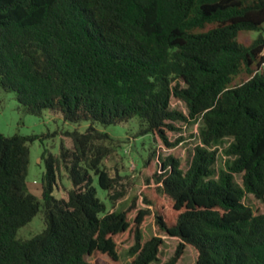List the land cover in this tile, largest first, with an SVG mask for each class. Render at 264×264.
Wrapping results in <instances>:
<instances>
[{
    "label": "trees",
    "instance_id": "obj_1",
    "mask_svg": "<svg viewBox=\"0 0 264 264\" xmlns=\"http://www.w3.org/2000/svg\"><path fill=\"white\" fill-rule=\"evenodd\" d=\"M0 89L28 114L90 122L66 133L71 147L44 151L41 197L28 184L38 136L0 132V264L118 261L122 235L135 240L130 264H153L164 239L144 234L151 214L179 239L167 264L187 246L196 264H264V210L245 202L264 206V0H0ZM179 121L200 125L188 168L163 159L157 186L142 191L147 207L107 211L94 180L109 194L119 184L105 163L115 137L97 124L136 122L135 136L167 141ZM224 142L231 158L217 169ZM63 169L72 188L59 183ZM39 213L44 229L19 236Z\"/></svg>",
    "mask_w": 264,
    "mask_h": 264
},
{
    "label": "rangeland",
    "instance_id": "obj_2",
    "mask_svg": "<svg viewBox=\"0 0 264 264\" xmlns=\"http://www.w3.org/2000/svg\"><path fill=\"white\" fill-rule=\"evenodd\" d=\"M258 35V31H242L238 39L242 43H250ZM171 108L182 111L185 115L189 110L185 102L172 98ZM90 125L89 121L72 123L66 121L62 115L54 114L46 110L42 115L37 116L28 114L16 99L14 92H6L0 89V132L6 136L14 134L36 135V140L31 143V163L28 175V184L31 190L39 197L42 193L41 178L45 170L43 153L48 150L58 153L61 145L71 147V139L66 134L75 129L85 131ZM177 129L168 132V142L159 136L147 134L144 136H135L137 124L129 122L127 124L107 125L97 124L101 130L109 132L115 137L113 142V151L105 161L111 175L118 178L119 184L110 194L123 192L122 197L112 198L111 195L98 185L95 176L94 185L97 188V196L105 202L107 211L112 212L117 209L133 207L132 215L140 208L147 205L143 202L142 191L147 186H157L154 175L160 172L159 167L163 159L173 156L179 160L181 167L187 169L194 154L197 145H202L199 134V122L179 121L176 124ZM228 142H224L217 148L218 160L217 169L225 167L231 158L225 153ZM155 151L153 155L150 152ZM62 180L66 188H72V181L69 179L68 172L63 169L61 172ZM235 181L242 185V174H234ZM60 184V185H61ZM54 195L59 198L62 193L55 190ZM245 202L255 213L264 210L263 203L253 194H247ZM44 214L39 213L28 224L21 227L19 236L30 238L44 229ZM143 232L146 236L158 235L164 239V245L161 248L160 258L153 264H167L174 255L179 243L177 237L166 234L156 223L153 214L147 217L144 223ZM133 237L122 235L118 238L120 247V259L113 261L107 256L87 257L94 264H130V248L134 244ZM197 251L192 246H187L183 256L175 264H196Z\"/></svg>",
    "mask_w": 264,
    "mask_h": 264
}]
</instances>
